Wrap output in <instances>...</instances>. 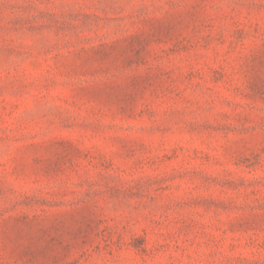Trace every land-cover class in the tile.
Listing matches in <instances>:
<instances>
[{"label": "rangeland", "instance_id": "374dc122", "mask_svg": "<svg viewBox=\"0 0 264 264\" xmlns=\"http://www.w3.org/2000/svg\"><path fill=\"white\" fill-rule=\"evenodd\" d=\"M0 264H264V0H0Z\"/></svg>", "mask_w": 264, "mask_h": 264}]
</instances>
